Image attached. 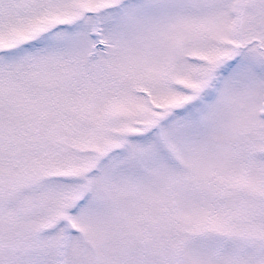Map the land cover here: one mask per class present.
<instances>
[{"label":"snow or ice","instance_id":"1","mask_svg":"<svg viewBox=\"0 0 264 264\" xmlns=\"http://www.w3.org/2000/svg\"><path fill=\"white\" fill-rule=\"evenodd\" d=\"M0 264H264V0H0Z\"/></svg>","mask_w":264,"mask_h":264}]
</instances>
